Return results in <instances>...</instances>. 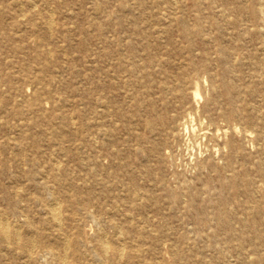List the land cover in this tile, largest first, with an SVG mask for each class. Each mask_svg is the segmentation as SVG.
I'll list each match as a JSON object with an SVG mask.
<instances>
[{
  "label": "bare ground",
  "instance_id": "6f19581e",
  "mask_svg": "<svg viewBox=\"0 0 264 264\" xmlns=\"http://www.w3.org/2000/svg\"><path fill=\"white\" fill-rule=\"evenodd\" d=\"M26 1L0 0V36L12 40L14 52H22L29 46L24 38L10 34L12 26H18L24 20L25 12L32 8H37L38 18H41L43 12H48L51 7L49 0ZM56 7L60 8L59 5ZM6 16L11 21L3 22ZM50 19L44 21L47 28ZM25 24L37 29L35 45L31 48L36 65L26 66L24 62L0 55V80L8 82L6 91L9 92L8 99L4 101L3 90L0 89V110L5 108L14 116L13 127L21 126L17 133L12 134V125L8 127L6 121L0 123L4 125L5 131L4 135H0V160L7 162L13 159L17 167L20 163L26 165L24 170L19 168L23 176L15 178L14 182L16 184L22 178H27L35 190L32 197L41 204H21V201L28 202L31 199L18 191L15 184L4 188L11 204H0V260L5 259L3 264H159L152 261V256L146 257L148 250L144 241L150 238L155 245L161 244L170 232L160 234L155 220L148 218L145 209L150 206L147 193L133 188L134 177L128 184H122L112 177L110 166L120 162V166L127 172L144 171L155 178V187H163L159 168L141 162L158 158L162 152L159 145L163 143L169 146L171 141L179 139L182 131L187 128L188 120L196 115V108L190 105V99L195 104L199 95L194 77L199 65L193 62L183 65L178 49L166 56L146 54L142 60L131 51L130 42H100L96 47L85 49L82 87L73 89L77 94L83 90L85 96L79 97V104L73 103L74 108L64 109L56 98L59 92L50 82L57 80L60 83L59 75L67 62H61L55 49H45L44 35L40 34L33 16ZM143 43L144 47H150V42ZM185 48L191 50L189 44ZM52 51L56 57L53 61L49 58ZM251 64L260 69L259 82L263 84L261 91L264 93V63L253 62L240 63L241 69L237 71L227 69L225 75L230 77L231 82L224 78L223 90L242 93L253 91L240 88L231 79L241 75L244 68ZM25 84L32 87L29 97L26 95ZM132 92H136L134 101L139 106L138 111L142 109V104L147 106L140 123L136 122L139 117L137 119L135 115L114 110V102L109 96V93H115L127 98ZM43 93L47 94L46 101L42 98ZM46 102L49 103L48 109L45 108ZM208 103L204 101L196 116L199 125L202 118L206 119L203 128L209 131L204 132V136L214 142L209 149L213 146H227L230 151L221 166L217 167L211 162L207 165L211 171L222 173L228 179L237 172L249 186L244 202L247 205L240 219L237 218L238 221L244 220L247 225L243 233L246 234L245 261L246 264H264V161L255 162L256 169L262 170L259 180L246 177L250 169L245 162L239 161L247 157L246 153L236 148L231 140L223 143L217 141L219 130L210 126L219 114ZM67 104L70 105V102ZM215 105L217 102L213 103ZM242 111H254L264 116V106L249 103H244L238 110H233L229 105L225 114L250 120ZM26 123H33L30 127L35 128L47 126L39 128L36 133H29ZM45 129H50L49 136L45 135ZM37 136H42L50 146L43 148L35 139ZM125 153L128 159L123 162ZM234 162H238L237 166ZM89 183L100 184L105 188L112 198L110 202L115 208L114 215L118 217L111 218L97 229L93 238L94 251L91 258H86V253L75 247L78 242L58 229L61 223V204H56L50 192L60 189L70 192L68 199L73 204H66L70 210L64 219L72 220L73 228L74 223L81 224L83 218H89L91 223L96 221L97 213L104 214L110 208L109 204H100L92 209L88 204L77 203L76 197L81 192V186ZM172 198L175 201L179 199L176 196ZM120 206L123 209L120 210ZM144 212L147 217L142 216ZM72 246L74 250L70 252ZM3 255L6 258L2 259Z\"/></svg>",
  "mask_w": 264,
  "mask_h": 264
},
{
  "label": "rangeland",
  "instance_id": "374dc122",
  "mask_svg": "<svg viewBox=\"0 0 264 264\" xmlns=\"http://www.w3.org/2000/svg\"><path fill=\"white\" fill-rule=\"evenodd\" d=\"M49 3L51 5L49 11H44L41 18H38L37 8H32L25 12L24 20H21L18 26H12L10 30L12 36L24 38L29 48L22 52H14L12 40L0 36L1 56L24 62L26 66L36 65L31 48L35 45L37 29L35 26L29 27V24H25L27 19L33 16L40 28V34L44 35L45 49H55L61 62L64 64L67 62V68L62 69L61 75L57 74L60 76V83L53 80L50 85L59 92L56 98L61 106L63 105L64 109H72L73 103L79 104V97L85 96L83 90L77 94L73 89L82 87L86 48L96 47L100 42H130L131 51L142 60L146 54L166 56L172 55L178 49L183 58L181 60L183 65L191 62L199 65L194 76L199 95L195 104L190 99V105L196 108V115L207 100L209 107H214L219 114L214 124L210 126L219 130L216 131L217 141L223 143L231 140L236 148L246 153L245 159H239L245 162L251 171L246 177L259 180L262 170L256 169L255 162L264 161V116L254 111H242L243 115L250 118L246 121L236 116H226L225 113L229 105L233 110H238L244 103L264 106V93L261 91L263 84L259 82L260 69L251 64L244 68L241 75L231 77L240 88L253 89L249 93L224 91L222 80L227 78L231 82L230 77L225 75L226 70L237 71L241 69L242 62L264 63V0H49ZM55 5H59L60 8L55 9ZM50 17L47 28L44 21ZM4 21L7 23L11 19L7 17ZM143 42H150V47H144ZM188 44L191 50L185 48ZM125 53L129 54L127 50ZM49 58L51 61L56 58L53 51ZM7 87L8 82L0 80L4 101L9 95ZM25 89L29 97L31 85L25 84ZM135 94L136 92H132L127 98L117 96L115 93H109V96L114 102V110L135 115V118L139 117V121L136 122L140 123L147 106L142 104V109L138 111L139 106L134 101ZM46 97L47 94L43 93L44 101ZM65 100L67 103L70 102V105L65 103ZM216 102L217 105L213 106ZM45 108H49L48 102ZM196 115L188 120L187 128L182 131L179 139L171 141L169 146L163 143L159 145L162 152L158 158L144 159L141 162L159 168L163 187H155L153 185L155 178L144 171H125L120 162L110 166L113 171L111 175L122 184H128L133 176V188L147 193L150 206H146L145 209L148 218L155 220L156 229L160 234L170 232L169 237L158 245L150 238L145 239L144 246L148 250L146 257L152 256L153 262L246 264L247 256L244 253L246 234L243 233L247 225L244 220H238L244 213L247 205L244 204L247 199L246 191L250 188L243 180V176L237 172L228 179L222 173L211 171L207 164L211 162L217 167L221 166L230 150L227 146L221 148L213 146L209 149L214 142L204 136V132L209 131L203 128L206 119L202 118L199 125ZM4 121L8 123V127L12 125L10 128L12 134L21 129V126L13 127L14 116L5 108L0 110V123ZM26 124L29 133H36L39 128L44 129L47 126L35 128L30 127L33 123ZM45 132V135H50V129H45ZM4 134V125H0V135ZM35 139L43 148L50 146L42 136ZM127 159L125 153L122 161L126 162ZM118 160L121 161V158ZM237 164L238 162H234V165ZM19 168L24 170L26 165L20 163L17 167L13 159L7 162L0 160L2 205L11 204L4 188L14 185V179L23 176V171ZM30 184L27 178H22L14 186L31 199L28 202L21 201V204H41L32 197L35 190ZM50 193L55 197L56 204H61L59 205L61 223L58 229L67 233L70 239L76 240L78 245L75 247L83 250L86 258H91L95 248L93 242L95 232L111 218L118 217L114 215L115 208L110 202L112 198L100 184L82 185L81 192L76 197L78 204H88L92 209L100 204H109L110 208L104 214L97 213L96 221L91 223L89 218H83L81 224L74 223L72 228V220L64 219L70 210L66 204H73L68 199L70 192L60 189ZM175 196L179 198L178 201L172 198ZM118 208L123 209L122 206ZM153 208L160 210L155 211ZM146 213L142 216L147 217ZM73 248L74 246L69 251L72 252ZM4 258L6 255H3L2 259ZM4 261L5 259L0 260V264Z\"/></svg>",
  "mask_w": 264,
  "mask_h": 264
}]
</instances>
